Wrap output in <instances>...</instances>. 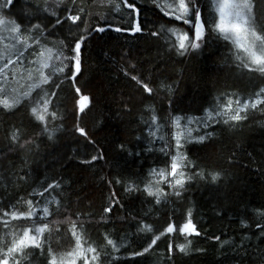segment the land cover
<instances>
[{"label": "trees", "instance_id": "trees-1", "mask_svg": "<svg viewBox=\"0 0 264 264\" xmlns=\"http://www.w3.org/2000/svg\"><path fill=\"white\" fill-rule=\"evenodd\" d=\"M26 2L43 4V0H18L12 12L19 13ZM131 2L137 6L138 15L132 13L131 18L142 25L140 33L112 31L115 26L129 27L130 9L113 12L105 6L106 0H76V5L65 0L63 14L61 8L56 9L64 22L69 7L71 14H76L78 7L84 8L77 24L83 28L87 21L90 35L82 43L81 72L67 79L65 76L72 74L65 69L64 74L54 76V83L44 86L55 92L50 96L51 110L57 113V119L49 118L51 139L30 117L27 102L11 112L0 109V205H15L26 211L24 201L33 200L37 220L42 208L49 207L50 231L43 235L44 252L33 250L31 264H46L49 247L57 252L67 249L73 243L68 231L73 222L83 226L89 242H95L101 253H109L104 264H264V232L256 227L264 226V106L248 109L247 119L234 127L214 122L207 128L196 122L190 126L193 137L212 135L203 143H186L183 151L196 166L188 172H218L216 182L210 176L204 180L196 176L179 197L167 184L158 185L166 193L160 204L142 192L149 179L155 182L150 170L168 163L161 151L165 141L148 135L150 113L146 108L155 110L162 126L160 134L164 135L171 132V117H181V124L188 117L199 119L206 108L215 106L217 98H223L222 94L254 97L264 87V80L237 67L231 45L218 39L211 28L205 30L199 49L189 48L178 55L163 35L154 37L151 32L159 31L161 25L184 31L189 26L165 17L157 7L158 0ZM198 2L207 23L211 0ZM255 3L257 21L264 26V0ZM47 19L52 21L48 25L52 35L45 33L48 41L74 40L70 28L77 36L81 34L71 22L60 29L55 25L56 17ZM96 27L105 31H92ZM19 47L28 55L36 46L27 50ZM133 75L153 89L151 95L131 79ZM20 84L26 86L28 81L23 79ZM76 88L89 97L83 112L76 105ZM77 127L87 136H80ZM16 129L20 130V139L13 144L9 134ZM28 139L32 143L24 144ZM92 156L98 159L92 161ZM48 184L59 187L48 189L42 197L30 195L34 190L43 192ZM126 187H139L141 191H125ZM105 207H111V211L104 212ZM189 210L200 235L188 237L192 243L186 255L175 250L169 255V244L175 249L185 239L178 231L160 233L169 223L178 228L189 218ZM140 223L151 231H138ZM0 231H5L3 225ZM105 236L120 245L118 252H112L111 246L100 247ZM153 236L160 238L149 252L133 255L142 252Z\"/></svg>", "mask_w": 264, "mask_h": 264}, {"label": "snow or ice", "instance_id": "snow-or-ice-1", "mask_svg": "<svg viewBox=\"0 0 264 264\" xmlns=\"http://www.w3.org/2000/svg\"><path fill=\"white\" fill-rule=\"evenodd\" d=\"M64 2L65 0H43L42 5L37 3L35 6L26 2L20 12L14 14L12 9L18 3V0H0V109L4 112H11L27 102L30 117L36 125L42 127L43 132L48 133L49 139L52 138V133L48 129L49 118L51 120L57 119V113L52 111L50 107V96H55V92L50 93L44 86L50 85V81L54 83V76L64 74L65 69H69L72 74L71 76H65L67 79H72L81 72L82 43L90 35L87 21H84L85 27L83 28H79L77 24V21L82 19L83 7H78L76 14H71L72 8L69 7L64 22H62L60 16H57V8H61L63 14L61 6L64 5ZM103 2L104 0H102ZM154 2H157V0H154ZM71 3L76 5V0H71ZM93 3H95V0H93ZM105 6L110 7L111 11L117 13H121L122 9H130L128 14L129 27L115 26L112 27V31L117 33L123 31L140 33L142 31V25L139 21L131 18L132 13L138 15L137 6L131 0H106ZM157 7L161 9L165 17L189 26V30L184 31L175 26L165 27L161 25L159 31L151 32L154 37L163 35L169 48L175 49L178 55H184L189 48L192 50L199 49L201 41L204 39L205 30L211 28L218 39L231 45V52L237 61V67L247 73H255L264 80V26L257 21L255 0H211L210 19L207 23L204 22L203 10L198 0H158ZM5 9H7V12L3 11ZM42 13L47 15H41ZM49 16L56 17L55 25H59L60 29L64 28V23L71 22L79 28L81 34L77 36L70 28L69 33L75 37L74 40L48 41V36L52 35V31L48 27L49 24H52V21L47 19ZM102 18L107 19L103 15ZM33 20L40 22L33 23ZM120 22L124 23L123 20ZM55 25H53V28H55ZM92 31L102 33L105 29L104 27H96ZM3 33H7V36H2ZM45 33L48 36H45ZM33 45L36 46L33 48V58L27 61L29 67L25 68L22 61L25 52L21 51L19 46L27 50L32 48ZM65 61L69 63H65ZM9 66H13L11 76L8 74ZM17 71H21L19 78L16 75ZM23 72H26L27 75L24 76ZM125 75H128V73L125 72ZM20 79H26L28 84L26 86L20 84ZM131 79L140 85L145 93L152 94L153 89L147 83L142 82L135 75ZM13 84H18L19 87L11 86ZM21 89L23 90L21 91ZM76 95L78 97L76 105L79 111L83 112L88 106L89 97L82 94L79 88H76ZM222 97V99L217 98L214 107L211 109L206 108L204 117L199 119L188 117L186 123L181 124V117H171V132L164 135L160 134L162 126L155 110L151 107L146 108V111L150 113L148 135L165 141L161 151L168 157V163L164 168L150 170V176L156 178L155 182L149 179L142 189L143 194L153 198L156 204H160L162 198L166 195L158 185L167 184L171 192L179 197L181 192L186 190L187 184L196 176L202 180L210 176L212 182H216L220 178L218 172H212L208 175L202 171L189 174L188 169L196 166L183 151L186 143H203L206 136L212 135V133H206V135L193 137V129L190 126L194 122L205 128L209 126V122L223 123L229 127L236 126L239 122L247 119L248 109L256 110L258 106H264V87L255 92L254 97L249 96L246 99H241L235 93L222 94ZM76 131L80 136H87L83 128L77 127ZM169 136L170 140L168 139ZM9 139L13 144L18 143L20 130L12 131L9 134ZM91 142L89 140V143ZM31 143L30 139L24 141V144ZM24 144H21V147ZM120 148L123 150L124 146L121 144ZM91 159L95 161L98 157L92 156ZM80 162L90 163L87 160H81ZM53 187H59V185L48 184L43 192L34 190L30 195L42 197L44 192ZM125 191H141V189L139 187H126ZM24 203L27 204L26 211L17 209L15 205H0V225H3L5 229V231H0V264H25L26 261L27 264H31V259L35 257L33 250L40 249L42 254L44 252L43 235L46 231H50L47 222V218L51 215L49 207L45 205L42 208V214L37 220L35 219L37 217V205L34 201L27 200ZM110 211L111 207L104 208V212ZM188 217L183 223L179 224L178 228L173 223H169L160 233V235H164L165 233L172 234L178 231L179 235L185 239V242L177 243L175 249L170 243L168 247L169 255L173 253V250L186 255L189 251V245L192 243L188 237L200 235L190 219L191 210H189ZM12 221L21 223L12 224ZM256 227L264 232V226L261 224H257ZM82 228V225L78 226L73 222L68 229L73 243L67 249L59 252L49 247L45 258L46 264H104V259L109 256V253L107 251L101 253L95 242H89ZM137 230L144 232L151 231V228L144 223H140ZM159 238L160 236H153L151 242L143 247L142 252L137 251L133 255L142 256L144 253L149 252V249L156 244ZM216 239L218 240L219 237ZM104 242V245L100 247L111 246L112 252L120 250V245L108 236L104 237Z\"/></svg>", "mask_w": 264, "mask_h": 264}, {"label": "rangeland", "instance_id": "rangeland-1", "mask_svg": "<svg viewBox=\"0 0 264 264\" xmlns=\"http://www.w3.org/2000/svg\"><path fill=\"white\" fill-rule=\"evenodd\" d=\"M30 58H32V51H30V54H28V55H24V56L22 57V61H23V64H24V67H25V68H26V67H29V65L27 64V61H28ZM17 67H19V66H17ZM12 68H13V66H9V70H8V74H9V76H11V74H12V72H11ZM16 75H17V77L19 78V77L21 76V71H17ZM23 75L26 76L27 73H26V72H23ZM22 80H23V79H20V83H22ZM13 87H14V86H13Z\"/></svg>", "mask_w": 264, "mask_h": 264}]
</instances>
